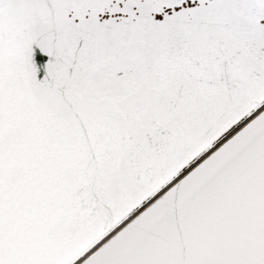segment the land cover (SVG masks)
<instances>
[{
  "label": "snow or ice",
  "instance_id": "6c2138e0",
  "mask_svg": "<svg viewBox=\"0 0 264 264\" xmlns=\"http://www.w3.org/2000/svg\"><path fill=\"white\" fill-rule=\"evenodd\" d=\"M0 264H264V0H0Z\"/></svg>",
  "mask_w": 264,
  "mask_h": 264
}]
</instances>
